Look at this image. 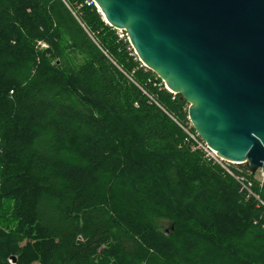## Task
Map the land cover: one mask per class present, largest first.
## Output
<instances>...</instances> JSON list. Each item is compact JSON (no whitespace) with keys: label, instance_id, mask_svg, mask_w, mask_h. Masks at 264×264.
<instances>
[{"label":"trees","instance_id":"16d2710c","mask_svg":"<svg viewBox=\"0 0 264 264\" xmlns=\"http://www.w3.org/2000/svg\"><path fill=\"white\" fill-rule=\"evenodd\" d=\"M188 109L92 0H0V264H264V182Z\"/></svg>","mask_w":264,"mask_h":264},{"label":"water","instance_id":"95a60500","mask_svg":"<svg viewBox=\"0 0 264 264\" xmlns=\"http://www.w3.org/2000/svg\"><path fill=\"white\" fill-rule=\"evenodd\" d=\"M92 1L219 157L264 171V0Z\"/></svg>","mask_w":264,"mask_h":264},{"label":"built area","instance_id":"2783aa9c","mask_svg":"<svg viewBox=\"0 0 264 264\" xmlns=\"http://www.w3.org/2000/svg\"><path fill=\"white\" fill-rule=\"evenodd\" d=\"M117 30V29H115ZM119 37L122 39H127L128 36L125 31L117 30ZM129 41V40H128ZM132 47V46H131ZM133 49V48H132ZM136 55V54H135ZM143 65V64H142ZM191 123V122H190ZM192 126V124H191ZM193 127V126H192ZM186 133L188 134L191 143L193 145V150H199L203 152L205 155V158L212 162L213 164H216L220 166L227 174L232 176L241 186V191L246 192L248 196L254 195L252 192V182L247 179L244 175L241 173H236L232 167H243L241 165L235 164L233 162L227 161L221 157L218 156L217 152L214 151L212 148H210L206 142H204L200 136L195 132H191L189 129H185ZM259 174V179L264 182V171L260 170L257 172Z\"/></svg>","mask_w":264,"mask_h":264},{"label":"rangeland","instance_id":"374dc122","mask_svg":"<svg viewBox=\"0 0 264 264\" xmlns=\"http://www.w3.org/2000/svg\"><path fill=\"white\" fill-rule=\"evenodd\" d=\"M39 45L42 46V47H44V49H47V45L46 44L40 42ZM15 228H16V226H14V225H11V226H6L5 224L2 225V229L4 230L5 233L13 232L15 230ZM9 262H10V264H15L13 260H10ZM36 264H40V263H36Z\"/></svg>","mask_w":264,"mask_h":264}]
</instances>
